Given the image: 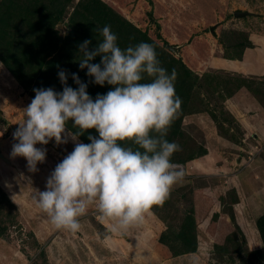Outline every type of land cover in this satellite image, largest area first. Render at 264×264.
<instances>
[{"label": "rangeland", "instance_id": "obj_1", "mask_svg": "<svg viewBox=\"0 0 264 264\" xmlns=\"http://www.w3.org/2000/svg\"><path fill=\"white\" fill-rule=\"evenodd\" d=\"M87 1L0 0V225L6 227L8 240H15L14 245L20 251L25 246L32 250L29 264H264L263 226L256 227V219L248 218L246 213L250 224L248 220L240 224L243 219L238 222L234 218L232 206H228L231 223L225 241L215 235L198 234L197 226L198 248L193 253L174 256L161 243L169 224L178 229L186 211L193 210L197 221L191 181L199 180L200 186L207 181L191 171L187 173L185 168L183 180L174 186L169 199L156 206V211L153 208L141 225L126 232L112 231L113 222L100 220L95 205L79 218L81 229L75 233L54 227L47 213L38 206L36 192L47 190L52 172L73 151L76 142H87L79 137L73 141L68 136L66 143L57 144L52 139L47 145L37 144L36 147L46 149V159L31 170L25 158L12 155V146L18 142L13 133L25 118L23 110L34 98L33 91L41 75L63 52L78 12ZM102 1L163 49L167 58L166 64L161 65L169 73V69H176L175 88L179 96L182 89L179 83H184L183 78L179 80L183 67L197 77L190 80L194 85L193 104L188 106L189 112L180 124L183 138L176 137L180 146L187 147L181 157H186L185 152H193L192 147L198 143H207V136L212 135L219 145L221 138L232 145L246 139L225 107L234 91L221 88L224 75L208 69L207 59L217 54L225 57L224 46L247 41L251 30H261L264 0ZM237 11L254 15L237 18ZM220 47L224 48L222 52ZM234 54L231 50L227 55ZM66 71L69 73V68ZM98 87L94 85L95 91ZM66 131L72 133L68 128ZM222 147L218 146L224 155L230 156L232 150ZM254 159H249L247 164ZM224 181L222 177L223 185ZM261 182L264 186V176ZM229 194L231 203L233 194ZM219 221L220 214H213L212 222Z\"/></svg>", "mask_w": 264, "mask_h": 264}, {"label": "clouds", "instance_id": "obj_2", "mask_svg": "<svg viewBox=\"0 0 264 264\" xmlns=\"http://www.w3.org/2000/svg\"><path fill=\"white\" fill-rule=\"evenodd\" d=\"M95 31L101 36L95 48L89 49L90 40L79 45V67L87 69L93 83L112 90L94 100L77 74L72 78L79 87L73 89L67 71L59 70L63 91L34 89L13 133L18 142L12 155L25 158L35 170L46 159V149L37 144L66 143L68 136L76 141L94 129L99 138L89 135L90 143H75L49 177L47 190L36 192L37 203L57 229L79 231V218L95 205L100 220L113 222L112 231L126 232L163 205L185 176L172 159L180 145L167 139L183 101L175 88L176 69L169 73L161 65L153 45L140 42L122 49L110 25ZM96 57L100 63H92ZM69 121L77 133L66 131Z\"/></svg>", "mask_w": 264, "mask_h": 264}, {"label": "crops", "instance_id": "obj_3", "mask_svg": "<svg viewBox=\"0 0 264 264\" xmlns=\"http://www.w3.org/2000/svg\"><path fill=\"white\" fill-rule=\"evenodd\" d=\"M260 25V31L249 32L245 47L238 48L237 55L225 58L217 54L207 59L208 69L224 75L221 88L234 91L225 107L233 115L235 124L244 131L246 139L241 138L238 145H232L221 138L222 147L206 133L208 154L184 166L187 173L191 171L207 181L203 186L199 185V180L191 181L195 189L198 234L215 235L220 240L227 236L231 223L228 206H232L237 221L243 219L240 224L247 220L250 224L248 218L251 217L256 219L255 226L259 228V219L264 216V186H261L264 176V23ZM222 49L220 47L221 52ZM218 146L232 150L230 156L224 155ZM253 157L255 159L248 165ZM221 174L226 179L225 185L221 182ZM229 193L233 194L231 203L228 202ZM215 213L220 214L217 223L212 222ZM8 239H0V264H29L32 250L25 246L20 251L14 245L16 241Z\"/></svg>", "mask_w": 264, "mask_h": 264}, {"label": "trees", "instance_id": "obj_4", "mask_svg": "<svg viewBox=\"0 0 264 264\" xmlns=\"http://www.w3.org/2000/svg\"><path fill=\"white\" fill-rule=\"evenodd\" d=\"M75 28L72 30L71 35L68 41L65 44V48L63 52L58 56L43 72L41 75L38 83L36 84V88H53L57 92H62L64 85L61 83L58 77V71L63 69L66 70V67L69 68V73L67 72L68 80L67 85L72 87L73 89H78V85L72 78V74L75 73L79 76L80 80L87 84V91L88 94L95 100L97 95L106 94L108 91L112 90V86L105 84L103 87L99 86L97 91L94 89L95 83H93V79L87 75V69L81 70L78 63V58L80 55L79 52V45L84 42L85 40H90L91 44L89 49H93L97 46L101 36L99 32L95 31L96 27L99 26L102 28L105 25H110L112 31L118 36V44L119 46L124 49L129 45L135 46L140 42H147L156 50L157 58L161 62L164 63L167 54L163 52L162 48L155 44L147 35V33L142 32L139 28L131 24L130 22L123 19L116 11L110 8L107 4H105L102 0H89L85 2L81 6V10L78 12L77 20H76ZM246 41H241L238 44H230L226 47L225 58H231L230 55H227L228 52L231 50L235 51L234 55L238 54L240 49L245 47ZM239 48V50H238ZM101 58L96 57L92 63H100ZM182 65V64H181ZM184 71L181 70L183 74V82H187V85H183L184 83H179L180 88V97L183 101L182 103V110L175 121L171 129L169 130L167 139L170 142H176V137L183 138V129L180 128V124L184 117L189 112L188 106L190 107L192 99V92L191 89L194 85L190 83V80H196L194 75L188 70L185 69ZM172 70V69H169ZM180 76V75H179ZM108 88V91L105 90ZM35 96V92L33 91V97ZM207 106V105H206ZM215 117V115L213 114ZM219 118V117H218ZM234 118V117H233ZM217 119V118H216ZM220 119V118H219ZM232 123V122H231ZM218 124V123H216ZM235 124V121L233 122ZM232 124V125H233ZM230 125V124H229ZM67 128L72 133H77L78 130L74 127V122L69 121L67 124ZM228 130V129H227ZM92 135L96 137L98 136L95 130H89L83 134L78 135V137L83 140L84 142L90 143L91 141L88 139V136ZM203 143H198L197 146H193V152L186 153V157H181V153L187 150V147L180 146V151L176 152L173 156V162L179 163L182 165H186L188 162L201 158L208 154L207 144L205 141ZM178 144V142H176ZM203 144V145H202ZM197 149V154H196ZM191 150V149H190ZM189 151V149H188ZM184 197V196H182ZM154 211L155 207H154ZM193 210L186 211V215L183 217L182 222L178 229L172 227L170 224L167 228V232L161 236V243L166 245L170 251L173 253L174 256L184 255L186 253H193L198 248V241H197V224L196 219L193 217L194 212ZM193 214V215H192ZM259 223L263 226L264 230V216L259 219ZM6 227L0 225V239H8L9 236L6 234ZM264 233V231H263ZM180 251V252H178ZM182 251V252H181ZM35 264V263H33Z\"/></svg>", "mask_w": 264, "mask_h": 264}, {"label": "water", "instance_id": "obj_5", "mask_svg": "<svg viewBox=\"0 0 264 264\" xmlns=\"http://www.w3.org/2000/svg\"><path fill=\"white\" fill-rule=\"evenodd\" d=\"M252 15H254V14H252V13H250V12H248V11H246V12H242V11H237L236 13H235V17H237V18H245V17H247V16H252ZM214 27H212L211 28V31H214ZM175 50V49H174Z\"/></svg>", "mask_w": 264, "mask_h": 264}, {"label": "built area", "instance_id": "obj_6", "mask_svg": "<svg viewBox=\"0 0 264 264\" xmlns=\"http://www.w3.org/2000/svg\"><path fill=\"white\" fill-rule=\"evenodd\" d=\"M251 155H253V154H251ZM183 166V165H182ZM183 171H184V166H183Z\"/></svg>", "mask_w": 264, "mask_h": 264}]
</instances>
